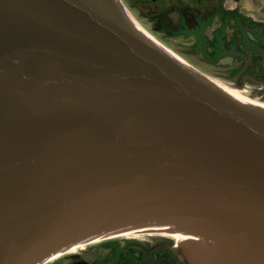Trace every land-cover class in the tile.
<instances>
[{"label":"water","instance_id":"1","mask_svg":"<svg viewBox=\"0 0 264 264\" xmlns=\"http://www.w3.org/2000/svg\"><path fill=\"white\" fill-rule=\"evenodd\" d=\"M154 227L202 264L264 260V104L168 55L120 0H0V264Z\"/></svg>","mask_w":264,"mask_h":264},{"label":"flooded vegetation","instance_id":"2","mask_svg":"<svg viewBox=\"0 0 264 264\" xmlns=\"http://www.w3.org/2000/svg\"><path fill=\"white\" fill-rule=\"evenodd\" d=\"M127 3L149 31L168 46L170 54H176L186 66L218 87L239 93L243 100L264 104V0ZM128 241L133 240L101 239L84 252L41 264H202L198 255L202 248L195 244ZM250 263L264 264V260L255 258Z\"/></svg>","mask_w":264,"mask_h":264},{"label":"rangeland","instance_id":"3","mask_svg":"<svg viewBox=\"0 0 264 264\" xmlns=\"http://www.w3.org/2000/svg\"><path fill=\"white\" fill-rule=\"evenodd\" d=\"M121 3L123 5L124 11L137 23V25H139L145 31V33H147L149 36H151L153 38V41L157 42L163 48H165V49L167 48L168 49V46L166 44L161 42L155 35H153L149 31L147 24L143 20H141L139 17H137L134 13H132V11L128 7L127 0H121ZM171 55L175 56L176 54L174 55V53H173ZM109 238H111V240H113V239H116V240L129 239V240H133L134 242L141 243V244H149L151 242L154 243V241H156V240L167 241V242H169L171 244L173 243L174 245L178 244L175 239H173V238H171V237H169V236H167V235H165L163 233H153V232L137 233V234H131V235H128V236H119V235H117V237H108V238H105V239H109ZM133 241H128V242H133ZM96 243H98V240H95L94 242L92 241L91 243H88V245L86 244V246L84 245L82 248H79V249H77L75 251L66 253L63 256H66V255H69V254H76V253L84 252L86 250V248H88V246H93V244H96ZM130 245L134 246V244H130ZM123 246H124V244H123ZM63 256H60L57 259L63 258ZM171 256H172V254L169 253L168 254V258H170ZM169 260H171V258ZM185 263H187V262H185Z\"/></svg>","mask_w":264,"mask_h":264},{"label":"bare ground","instance_id":"4","mask_svg":"<svg viewBox=\"0 0 264 264\" xmlns=\"http://www.w3.org/2000/svg\"><path fill=\"white\" fill-rule=\"evenodd\" d=\"M136 26L137 27H139L141 30H142V32H143V34H144V36L145 37H147V38H149V39H151V40H153V38L151 37V36H149L147 33H145V31L139 26V25H137V23H136ZM155 42V41H154ZM160 48H162L163 50H165L166 52H167V54L168 55H171V54H169L170 52L167 50V49H165V48H163L162 46H160L157 42H155ZM169 52V53H168ZM175 58V57H174ZM220 89H223V90H226V91H229L230 92V96L232 97V98H235V99H240V100H243L238 94L239 93H236V92H233L232 90H228V89H226V88H220ZM247 104H251V105H253V104H257V103H254V102H249V101H246V100H244ZM171 227H154L153 229H150V231H146V230H138V231H129V232H125V233H121L119 236H128V235H131V234H137V233H146V232H153V233H163V234H165V235H167V236H169V237H171V238H173V239H175L176 240V242L179 244H182V243H184V242H187V238L189 237V236H187L186 234H184V233H179V232H171L170 229ZM108 237H112V236H108ZM108 237H103V238H108ZM103 238H99V240H101V239H103ZM91 242V241H90ZM94 242V241H93ZM89 242H80V243H78V244H76V245H74V246H72L69 250H61V251H59L57 254H55L53 257H51V258H49V259H47V261H52V260H54V259H57V258H59L60 256H63L64 254H66V253H69V252H72V251H75V250H77V249H79V248H82L84 245H86V244H88Z\"/></svg>","mask_w":264,"mask_h":264}]
</instances>
